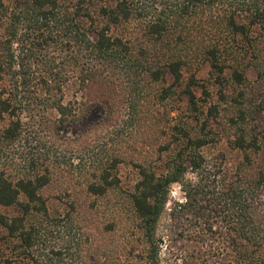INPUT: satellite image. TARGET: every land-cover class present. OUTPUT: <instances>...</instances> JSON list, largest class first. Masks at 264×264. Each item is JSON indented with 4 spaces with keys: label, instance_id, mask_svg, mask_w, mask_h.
<instances>
[{
    "label": "trees",
    "instance_id": "1",
    "mask_svg": "<svg viewBox=\"0 0 264 264\" xmlns=\"http://www.w3.org/2000/svg\"><path fill=\"white\" fill-rule=\"evenodd\" d=\"M136 1L76 0L67 6L62 0H32L26 9L17 10L0 1V206L19 210L15 216L0 212V226L8 237L18 238L22 248L35 243L31 217L47 214L43 193L56 172L76 174V182L89 195L102 196L118 184L113 173L120 161L117 155L101 150L92 166L77 170L79 162L74 164L67 157L74 150L72 138H58L59 142L50 144L43 139L58 125L85 118L87 113H81L80 106L90 94L105 105L109 115L111 104H123V98L129 97L130 124L149 127L150 112L139 103L142 95L146 97L143 75L155 82L169 73L180 82L184 66L202 56L221 72L225 67L221 57L235 51L224 40L238 35L243 38L239 50H259V43L248 39L253 25L259 26L257 39L264 43V0H175L170 17H157L143 26L145 41L140 46L124 32L135 19ZM22 19L30 26L18 36ZM54 25L58 30H51ZM42 28H50L45 38ZM229 34L232 37L224 39ZM13 42L20 54H15ZM231 67L232 77L243 81L240 63H231ZM194 81L190 77L185 89L190 97ZM70 90L71 97L66 98ZM170 93L167 87L159 98ZM202 144L199 138H188L185 149L177 151L161 175L150 165L136 163L139 177L131 201L140 228L148 239L154 236L168 187L178 182L184 201L173 206V214L183 217L190 213L211 231L222 212L223 220L230 224L229 245L237 260L264 264V215H259L264 170L246 177L239 174V168L235 179L212 183L208 175L201 174L202 156L188 151L190 146L195 149ZM244 144V139H237L238 146ZM188 167L194 181L182 180ZM210 191L212 198H208ZM221 203L224 207L217 209Z\"/></svg>",
    "mask_w": 264,
    "mask_h": 264
},
{
    "label": "rangeland",
    "instance_id": "2",
    "mask_svg": "<svg viewBox=\"0 0 264 264\" xmlns=\"http://www.w3.org/2000/svg\"><path fill=\"white\" fill-rule=\"evenodd\" d=\"M0 1L16 10L26 9V3L32 2ZM75 2L62 0L67 6ZM174 6L175 0H137L135 19L128 24L125 34L144 46L143 26L157 17H170ZM28 26L22 19L18 36L29 30ZM50 28L58 30L55 25ZM50 28L41 29L44 38ZM260 32L259 26L253 25L248 33V39L259 43L256 52L239 50L243 43L241 36L224 35V39L230 38L223 41L224 45L235 51L226 53L224 59L221 57L225 64L221 72L211 66L209 58L202 56L184 66L180 82H175L169 73L155 82L143 75L146 97L142 95L139 103L150 112L149 127L144 128L140 122H136L140 126L130 124L126 104L129 97L123 98V104H111L109 115L105 105L90 94L89 100L80 106L81 113H87L85 118L58 125L43 139L50 144L59 142L58 138H72L74 150L71 154L67 150V157L74 164L79 162L77 170L92 166L101 150H108L112 157L117 155L120 161L113 173L118 184L102 196L89 195L76 182V174L56 172L43 193L47 214L31 217L35 232L32 247L22 248L20 240L8 237L0 226V264L6 261V264H247L237 260L229 245L232 234L230 224L223 220L225 214L221 212L211 231H207L208 224L196 222L190 213L181 217L171 212L173 206L184 201L178 182L168 187L167 200L151 239L140 228L131 193L139 177L136 163L150 165L156 175L164 174L167 163L178 150L185 149L188 138L203 142L195 149L190 146L188 151L202 156L201 174L208 175L212 183L221 178L235 179L239 168V174L246 177L264 170V43L257 39ZM12 48L15 54H20L15 42ZM231 63H240L243 81L237 82L232 77ZM190 77L195 79L190 84L191 97L185 92ZM167 87L171 93L160 99ZM71 94L72 90L68 91L66 98ZM184 132L187 137L182 136ZM240 138L245 141L243 147L237 145ZM182 180H195L190 167ZM260 189L262 216L264 188ZM209 197H213L212 192ZM203 204L208 205L207 201ZM217 207L224 206L221 203ZM0 212L7 216L19 214L17 206H0Z\"/></svg>",
    "mask_w": 264,
    "mask_h": 264
}]
</instances>
